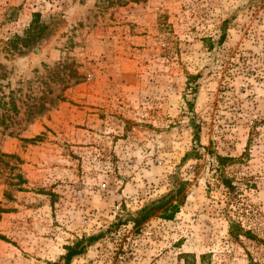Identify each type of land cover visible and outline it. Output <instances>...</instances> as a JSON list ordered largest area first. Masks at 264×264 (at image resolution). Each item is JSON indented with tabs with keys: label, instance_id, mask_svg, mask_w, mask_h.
<instances>
[{
	"label": "rangeland",
	"instance_id": "374dc122",
	"mask_svg": "<svg viewBox=\"0 0 264 264\" xmlns=\"http://www.w3.org/2000/svg\"><path fill=\"white\" fill-rule=\"evenodd\" d=\"M0 154V264H264V0H0Z\"/></svg>",
	"mask_w": 264,
	"mask_h": 264
},
{
	"label": "trees",
	"instance_id": "16d2710c",
	"mask_svg": "<svg viewBox=\"0 0 264 264\" xmlns=\"http://www.w3.org/2000/svg\"><path fill=\"white\" fill-rule=\"evenodd\" d=\"M47 31L46 23L40 20V15L38 13L33 14V18L30 21L28 27L23 31L21 36L14 35L8 38L4 43H2L1 49L6 52V54L23 53L24 50L28 49L32 43L41 39L42 35ZM2 158L8 157L15 159L13 155H2ZM13 169V168H11ZM1 172V170H0ZM12 180L16 181V186H19V182H22V177L18 174H13ZM180 185L176 187V190L170 191L165 196L159 198L156 201H152L150 204L139 210L135 216L132 218V224L134 226H139L145 222L153 214L160 212L161 218L165 220H171L174 215L178 212L180 207V198L176 199V194L180 192ZM243 232V231H240ZM240 233H233L234 236H238ZM248 234V233H244ZM1 238V237H0ZM78 247H67L66 254L63 257L66 264L69 263L71 257L76 256L81 253Z\"/></svg>",
	"mask_w": 264,
	"mask_h": 264
}]
</instances>
